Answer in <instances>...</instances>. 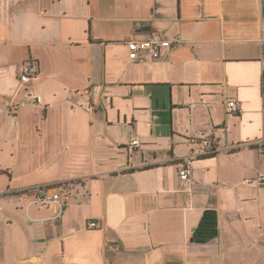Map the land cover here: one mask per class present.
Instances as JSON below:
<instances>
[{
  "label": "crops",
  "instance_id": "obj_1",
  "mask_svg": "<svg viewBox=\"0 0 264 264\" xmlns=\"http://www.w3.org/2000/svg\"><path fill=\"white\" fill-rule=\"evenodd\" d=\"M151 33L172 46L130 58ZM257 142L264 0H0V264H264ZM56 183L57 218L6 194Z\"/></svg>",
  "mask_w": 264,
  "mask_h": 264
},
{
  "label": "built area",
  "instance_id": "obj_2",
  "mask_svg": "<svg viewBox=\"0 0 264 264\" xmlns=\"http://www.w3.org/2000/svg\"><path fill=\"white\" fill-rule=\"evenodd\" d=\"M172 46V42L157 33H151L147 38L140 41H132L129 43L128 55L130 58L135 59L143 52L151 60H158L161 57L162 51L167 50ZM37 75V65L35 60L28 58L22 62L18 69V82L21 86H26ZM227 107L229 113L238 115L241 113L240 107L234 101H227ZM140 143L137 139H133L128 145V152H132L137 149ZM196 150L183 155L177 164V176L181 181H188L192 169L193 162L196 159L206 158L216 155L218 148L214 142L210 139L208 134H202L197 138ZM259 150L260 155L264 156V142H257L253 145ZM258 183L264 185V175L258 178ZM62 183H56L52 185H34L20 189L16 192L8 191L7 195H21L24 197H30V205L50 206L55 213V218L59 216V210L61 208V193ZM188 190V188H186ZM87 226L89 228H95L97 224L94 221H88Z\"/></svg>",
  "mask_w": 264,
  "mask_h": 264
}]
</instances>
